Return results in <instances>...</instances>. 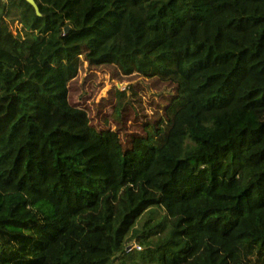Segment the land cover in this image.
Wrapping results in <instances>:
<instances>
[{"label":"trees","instance_id":"16d2710c","mask_svg":"<svg viewBox=\"0 0 264 264\" xmlns=\"http://www.w3.org/2000/svg\"><path fill=\"white\" fill-rule=\"evenodd\" d=\"M33 1L0 0V264H264V0ZM84 62L175 94L99 129Z\"/></svg>","mask_w":264,"mask_h":264},{"label":"rangeland","instance_id":"374dc122","mask_svg":"<svg viewBox=\"0 0 264 264\" xmlns=\"http://www.w3.org/2000/svg\"><path fill=\"white\" fill-rule=\"evenodd\" d=\"M19 24L11 26L12 30ZM141 81L143 90L140 93L142 106L147 116V121L156 122L160 119L161 110L175 94L174 87L168 83H162L156 78L141 79L138 75H124L116 66L106 65L91 69L84 62L78 70L77 76L69 84V100L72 105L86 111L90 117L91 125L97 128L108 127L114 130V125L109 117L112 114L110 92L113 87L123 90L129 83ZM129 118H133L130 115ZM104 121L107 124H104ZM146 124V123H145ZM144 123L127 122L130 133H142Z\"/></svg>","mask_w":264,"mask_h":264},{"label":"water","instance_id":"95a60500","mask_svg":"<svg viewBox=\"0 0 264 264\" xmlns=\"http://www.w3.org/2000/svg\"><path fill=\"white\" fill-rule=\"evenodd\" d=\"M27 2L34 8L36 13H38V8H37L36 4L34 3V1L33 0H27Z\"/></svg>","mask_w":264,"mask_h":264}]
</instances>
